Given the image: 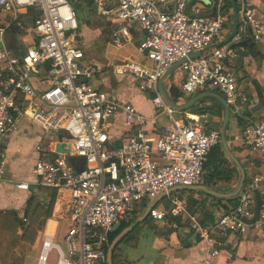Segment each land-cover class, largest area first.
<instances>
[{
    "label": "built area",
    "instance_id": "1",
    "mask_svg": "<svg viewBox=\"0 0 264 264\" xmlns=\"http://www.w3.org/2000/svg\"><path fill=\"white\" fill-rule=\"evenodd\" d=\"M208 1L215 8V18L205 17L200 7L188 14L191 0H90L97 14L113 24L115 48L123 49L134 30L142 31L138 52L147 63L122 62L112 72L134 79L142 92L153 95L156 115L150 120L133 104L90 84L99 68L86 64L73 0H0L4 19L0 27V182L8 168L2 138L19 130L22 117L53 133L69 151L58 154L54 148L33 169L37 187L69 196L68 228L61 243L45 235L35 264H51L53 252L58 256L56 264H104V247L111 244L113 229L128 220L137 204L178 186L204 185V166L212 149L221 144V130L208 129L205 116L178 112L166 103L158 85L176 63L184 61L180 66L185 74L183 99L219 93L229 106L231 122L236 126L241 120L247 122L241 132L242 154L264 160V119L252 121L246 114L259 100L239 87L237 72L227 64L234 55L231 45L211 49L227 21V0ZM29 10L39 14L32 25L37 39L19 56L8 50L5 36ZM249 32L255 44L264 43V13L247 10L234 41L246 39ZM200 51L206 53L190 58ZM161 116L169 125L158 135L149 133L148 125L152 123L155 130ZM117 117L123 118L127 131L134 130L123 142L109 134L110 123ZM70 157L85 158L84 170H76ZM29 187L28 182L17 185L25 191ZM257 194L260 216L251 224ZM169 199L175 208L168 212L155 207L150 216L155 221L169 215L189 221L194 233L209 245L208 256L200 264H212L230 235H245L252 228L264 234V178L259 175L246 182L238 204L209 227L191 216L176 197Z\"/></svg>",
    "mask_w": 264,
    "mask_h": 264
},
{
    "label": "crops",
    "instance_id": "2",
    "mask_svg": "<svg viewBox=\"0 0 264 264\" xmlns=\"http://www.w3.org/2000/svg\"><path fill=\"white\" fill-rule=\"evenodd\" d=\"M197 7L201 8V12L205 17H216L215 8L208 0H191V2L188 3L186 12L191 14L193 9ZM237 8V23L241 26L247 10H256L258 13H264V0H237ZM27 13L21 16V21L18 23L17 27L18 31H9L5 36L8 50L19 56L28 48L32 47L37 39ZM224 13L227 21L220 37L216 39L211 49L224 44H230L232 47L234 44L243 43V46L232 48L234 55L229 59L227 64L233 67L237 72L239 87L247 95L256 98L259 100V104L263 105V108L259 112L252 114L250 118L252 121L262 120L264 119V43L261 45L255 44L252 40L251 32H249L246 39L240 42L234 41V37L237 34L231 41H228L235 31L233 6L231 9L227 10L225 4ZM108 22L111 24L112 30L113 24L110 21ZM22 23H29L28 28L31 27L33 30V34L29 37L30 39L25 38L28 28ZM143 37L144 35L140 29L134 30L130 41L123 48H131L130 51L133 53L134 57L137 58L138 63H147L145 58L138 52V45ZM20 42L22 44L30 43V45L27 49H23ZM111 45L113 46L112 42ZM122 62L121 60L113 61V63L111 61L110 68L113 79H111L109 73L106 71L107 68L99 62L94 63L93 65L99 68V72L97 73L98 75H95L90 84L99 90L115 95L123 103L133 104L140 113L150 120H153L156 112L152 104V98L141 91V84L130 77L119 78L113 74V68ZM184 80L185 74L181 67L173 71L164 81L165 89L169 95L170 89L173 86L181 91ZM258 90L262 93V98L259 97ZM181 102H185V100L182 99L179 103ZM248 113L249 112L246 114ZM203 116H205L208 121V129H216L218 125L217 118L213 115ZM154 125H156L155 130H153L152 123L148 125V132L158 135L169 125V121L165 116H161ZM133 132L134 130L127 131L125 129L122 117H117L110 123V136L120 142L125 141ZM241 132V128L232 122L230 123L228 131L229 144L234 150L236 157L238 155L239 157L237 158L241 159L240 162L246 171L247 182L256 175L264 178V160L258 158H245L244 154H242ZM57 142V136H53L52 133H45L33 126L28 116L20 119L18 131L10 132L2 138L1 146L7 155L8 168L5 177L0 182V212L16 211L21 218L25 219L28 200H30L32 194L37 191L38 188L36 186V178L33 175V169L39 160L45 158L46 155H49V153L54 150ZM25 182L30 183L29 190L25 191L17 188L18 184ZM182 192H177L170 196L175 197ZM195 193L196 195L192 198L201 203L203 202L204 206L199 207L201 208L200 212L198 208H196L195 214H189L197 218L205 227H209L221 214L228 213L234 208L226 202H222L223 206L214 208L211 206L212 204L220 205L221 202L207 198L205 196L206 194H204L205 199L202 201L198 195L203 193ZM58 194L59 196L55 204L54 215L45 221L42 236L39 237L35 245L38 255L45 235H49L53 237L54 240L59 241L62 234L68 228L69 196L59 191ZM167 198L169 199V196ZM151 201L147 200L143 203H139L140 206H142L139 211H137V204L134 211L125 222H128L134 217L138 219ZM167 202H169V200ZM165 203L166 202L161 201L157 207H165ZM148 218H150L148 222L144 223V221L142 222L143 224L140 223V228L131 240L120 245V259L124 261L125 264H200L208 256L209 245L203 242L200 237L194 233L190 227L189 221H182L181 219L175 220L171 215L167 216L162 221H155L150 215ZM177 221L180 222H178V226L175 227V222ZM203 222L205 224H203ZM62 224L65 229L60 230ZM22 249H27V245H24ZM18 253H20V251H18L16 255H18ZM12 264H16V257H13ZM212 264H264V234L258 229L252 228L245 235H230L225 240L220 255L213 259Z\"/></svg>",
    "mask_w": 264,
    "mask_h": 264
},
{
    "label": "trees",
    "instance_id": "3",
    "mask_svg": "<svg viewBox=\"0 0 264 264\" xmlns=\"http://www.w3.org/2000/svg\"><path fill=\"white\" fill-rule=\"evenodd\" d=\"M226 2V9H231V0H227ZM27 15L29 17L30 24L32 25L36 18L39 16V14L35 13L33 10H29ZM28 24L29 23H26L24 24V26L28 28ZM17 27L18 25L13 26L11 28V31H18ZM150 97L152 98L153 95H150ZM170 97L174 103H179L183 99V94L177 87L173 86L170 89ZM188 112L199 116L213 115L217 118V120H222L223 106L219 101L215 99H205L197 103ZM219 124L222 125V121ZM246 125L247 122L244 120H241L238 123V127L241 128V131L244 130ZM61 139H63V137H61ZM204 171V185L208 188H216L222 192H232L235 190L236 186H233L231 184H233L237 177L239 178V172L228 160L221 144L212 149L207 162L205 163ZM224 184H226V187ZM182 193L196 194L195 192ZM58 196V191L55 189L38 187L37 191H35L32 194L30 200H28L25 220L21 218L19 213L16 211L0 212V264H12V259L15 253L24 244L32 247L36 245L40 237V233L43 231L45 221L50 219L54 215L55 204ZM205 196L207 198L217 200L221 203L226 202L232 207H235L238 204V197L235 199L227 200L221 198H213L208 195ZM168 200L170 201V199L168 198L164 199L163 202H167ZM202 206H204L203 202L201 203L191 197V199L189 200L187 211L188 213L195 214L196 208ZM136 219L137 217H134L128 222L122 223L121 228L117 232L110 235V242H112L125 228L130 226ZM149 220L150 218H147L144 223L148 222ZM203 224L205 223L203 222ZM140 226L141 224L138 225L133 232L126 236L124 240L114 249L113 264H125V262L120 259V245L131 240ZM108 248V246L104 247L106 254ZM104 264H106V262Z\"/></svg>",
    "mask_w": 264,
    "mask_h": 264
},
{
    "label": "water",
    "instance_id": "4",
    "mask_svg": "<svg viewBox=\"0 0 264 264\" xmlns=\"http://www.w3.org/2000/svg\"><path fill=\"white\" fill-rule=\"evenodd\" d=\"M233 10H234V20H235V31L233 35L228 39V41H231L233 37L238 33L239 29V24L237 23V18H238V8H237V0H231ZM228 43V42H227ZM222 46V45H220ZM218 46V47H220ZM237 46H243V43H237L232 45V48L237 47ZM206 51H200L196 52L190 55V58H198L202 57ZM184 61H181L179 63H176L173 65L166 74L160 79L159 81V91L161 95L163 96L164 100L166 103L173 109H175L178 112H186L189 111L192 107H194L197 103H199L202 100L205 99H215L219 101L222 106H223V116H222V125H221V145L226 153V156L230 163L238 170L239 172V181L235 187V190L232 192H222L216 188H208L205 185H200V186H191V187H184V186H178L175 188H172L169 190L168 193H163L154 200L151 201V203L147 206V208L144 210L143 214L136 220L134 221L130 226L125 228L109 245L107 254H106V264H113V253L114 249L124 240L126 236H128L133 230L142 222H144L148 216L150 215L151 210H153L157 205L166 199L168 196L177 193V192H182V191H194L198 193H203L208 196L214 197V198H221V199H235L239 196L240 192L242 191L246 181H247V175L246 171L241 164L240 160L236 157L234 150L231 148L229 144V139H228V131L230 128V123H231V116H230V109L229 106L226 102V100L217 92H206V93H201L198 94L191 99L185 101L184 103H174L173 100L171 99L169 93L166 91L165 86H164V81L168 78V76L178 69ZM258 88V87H257ZM259 97L262 98L263 95L262 93L258 90ZM263 108L262 104H258L255 108L251 110L250 113H248V116H251L252 114H255L259 112ZM65 144L64 143H57L55 145V152L58 154H63V153H69L68 150L64 149ZM70 164L79 171L84 170V167L86 165V159L82 157H70L69 159ZM256 211H255V217L250 221L251 224L255 223L260 216V207H261V196L259 194L256 195ZM121 227V223L117 224L115 228L113 229L112 233L117 232Z\"/></svg>",
    "mask_w": 264,
    "mask_h": 264
},
{
    "label": "rangeland",
    "instance_id": "5",
    "mask_svg": "<svg viewBox=\"0 0 264 264\" xmlns=\"http://www.w3.org/2000/svg\"><path fill=\"white\" fill-rule=\"evenodd\" d=\"M73 5L76 9L77 15H78V21H79V33H80V47L85 53L86 56V64L93 65L96 62L101 63L106 69V71L109 73V76L111 79H113V76L111 74V68L110 63L112 61H135L138 62L137 58L134 57L133 53H131V48L126 49H117L114 46L111 45L112 39H111V24L108 22L110 21L109 18H105L102 16H99L97 14V10L95 6L90 2V0H73ZM0 27L3 25L4 19L3 17H0ZM23 25L25 23H22ZM84 29V32H83ZM33 34V30L31 27L28 28L26 32V37L30 39L31 35ZM21 43V42H20ZM22 45L23 49H27L30 45V43L20 44ZM111 46V47H109ZM98 75V74H97ZM177 82V81H176ZM184 102H181L182 104ZM218 127L221 130V125L219 124L222 120L218 119ZM233 123V122H232ZM216 126V129H218ZM36 130V129H34ZM54 136V134L52 133ZM237 157H239L237 155ZM241 160V159H240ZM239 181V178L237 177L233 184L231 185H237ZM226 187V184H224ZM196 194H190V193H179V195H176L178 201L184 204V207L187 209L189 200L191 197H194ZM198 195V194H197ZM199 198L203 201L205 199L204 195H198ZM214 208H219V206H223L222 203L219 204H212ZM140 204H138V210H140ZM166 210L169 212L173 208H175V205L169 201L165 203ZM198 211H201V208H198ZM64 225L62 224L60 227V230H63ZM43 231L40 233V236H42ZM61 243V241H58ZM57 242V243H58ZM112 243V242H111ZM27 245V244H24ZM23 245V246H24ZM22 246V247H23ZM22 247L18 250L20 253H15L14 257H16V264H35L37 259V248L36 246L32 247L27 245V249H22ZM58 261V256L55 252H53L50 256L49 262L51 264H56Z\"/></svg>",
    "mask_w": 264,
    "mask_h": 264
}]
</instances>
